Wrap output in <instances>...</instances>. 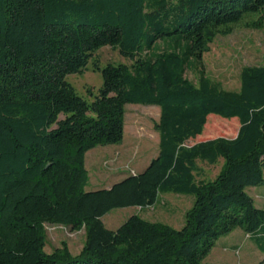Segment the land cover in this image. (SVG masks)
I'll use <instances>...</instances> for the list:
<instances>
[{
	"label": "trees",
	"instance_id": "16d2710c",
	"mask_svg": "<svg viewBox=\"0 0 264 264\" xmlns=\"http://www.w3.org/2000/svg\"><path fill=\"white\" fill-rule=\"evenodd\" d=\"M238 30H264V0H0V264H203L236 230L264 255V210L246 192L264 184V66L243 68L232 92L202 63ZM104 47L130 65L93 63L102 86L87 103L65 79ZM126 105L159 108L158 154L86 192L85 154L122 143ZM210 116L236 119L235 136L186 146L205 127L224 131ZM220 160L213 180L197 181V162ZM166 193L194 198L181 229L137 215L104 227L112 210ZM45 225L84 231L79 255L66 244L47 254Z\"/></svg>",
	"mask_w": 264,
	"mask_h": 264
},
{
	"label": "rangeland",
	"instance_id": "374dc122",
	"mask_svg": "<svg viewBox=\"0 0 264 264\" xmlns=\"http://www.w3.org/2000/svg\"><path fill=\"white\" fill-rule=\"evenodd\" d=\"M162 50L163 45L157 44ZM93 63L100 68L107 64H124L130 62L123 58L118 49L101 48L95 53L85 71L66 77V82L76 94L87 103L93 101L102 86L101 74L93 70ZM203 71L212 84L224 91H238L240 71L245 67L264 66V30H238L225 38H217L210 45V50L202 58ZM185 78L197 84L198 73L195 69L185 72ZM90 91V94L88 93ZM159 108L155 106L126 105L124 116V137L120 145L98 146L85 154L84 165L88 173L86 192L108 189L128 175L138 174L158 154V133L155 125L158 122ZM224 131L218 133L205 127L201 136L188 141L186 146L215 138H233L238 130L236 119L225 120L210 116ZM232 130L233 132H230ZM223 162L215 166L197 162V181L213 180L219 173ZM257 209L264 210V184L246 190ZM192 196H181L171 193L159 196L157 203L149 208L116 209L102 218L107 230H117L130 216L137 215L151 222L166 225L179 230L184 224V215L193 206ZM45 249L51 254L55 249L66 244L72 256L79 255L84 242V231L71 232L61 226L45 225ZM203 264H264V255L250 241L248 235L240 230L220 238Z\"/></svg>",
	"mask_w": 264,
	"mask_h": 264
}]
</instances>
